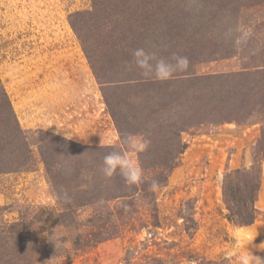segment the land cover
<instances>
[{
	"label": "rangeland",
	"instance_id": "obj_1",
	"mask_svg": "<svg viewBox=\"0 0 264 264\" xmlns=\"http://www.w3.org/2000/svg\"><path fill=\"white\" fill-rule=\"evenodd\" d=\"M99 1L0 0V94L30 151L20 157L2 149L7 141L0 118V163L29 162L0 173V264H238L231 255L238 231L255 236L239 251L264 257V72L251 71L246 80L237 76L244 66L264 65V0ZM76 14L91 63L70 25ZM138 47L165 59L187 56L189 74L211 77L197 88L212 85L221 94L190 110L179 98L189 85L184 79L161 82L168 93L153 100L102 86L140 74L134 64L125 67ZM191 120L202 125L180 131ZM128 133L151 141L139 156L147 180L126 211L134 210L133 219L106 223L96 207L65 210L67 201L55 195L40 149L70 142L124 152ZM177 144L185 148L161 185L162 164L177 155ZM256 163L262 174L258 218L251 226H233L226 220L223 176ZM152 179L160 183L156 192L149 188ZM80 181L92 184L86 174ZM95 184L104 185L102 179ZM117 205L114 217L125 216ZM95 234L106 238L95 244ZM57 239L64 243L55 246Z\"/></svg>",
	"mask_w": 264,
	"mask_h": 264
},
{
	"label": "trees",
	"instance_id": "obj_2",
	"mask_svg": "<svg viewBox=\"0 0 264 264\" xmlns=\"http://www.w3.org/2000/svg\"><path fill=\"white\" fill-rule=\"evenodd\" d=\"M92 2L94 6L100 5L99 0H92ZM79 16L81 17L79 14L70 16V25L82 43L84 52L91 63V58L85 47L87 38L85 34L82 33L83 26H79L76 22V18ZM224 55L228 58L229 54L226 52ZM225 56L224 58H226ZM93 69L97 79L101 80V74H99L94 67ZM251 71L262 73L264 72V65L260 68L259 66H244L240 72H238L237 76L238 78H241V80H246ZM178 79H184L189 84L185 90L183 89L184 91H180L181 94H179V98H183L182 100L187 103L186 106L189 105L187 108L190 110H193V105H200V107H202L209 104L215 100L218 94H221V91L213 92L212 85H203L204 87L197 88V82H207L211 80V77L204 76L195 78L192 74H189L186 71L174 74V77L171 80ZM161 82L164 81L146 79L142 77L141 74H138L137 76L131 74V76H126L118 82L105 81L101 84L102 86H112L115 90L129 91V95L132 98L153 100L154 98L161 97V95L168 93V85L166 83L161 84ZM176 92L175 89L172 90L171 93H169L170 97H174ZM103 93L104 98L106 99V104L112 117H114L113 106L111 105L109 98L106 97L107 95L104 91ZM0 95V118H2L1 124L6 127V134L4 136L7 141L5 144L6 147H2V149L8 148L10 149V154H17L20 157H25L26 154L24 152L27 151L30 153V151L23 132L15 120V116L7 97L3 92ZM201 125L202 122L200 120H191L184 123L180 131L196 128ZM260 145L264 147V144ZM177 146L179 147L177 155L175 157H169L162 164V170L159 173L161 185L166 183L168 174L177 166L178 157L182 154L185 148L184 144H177ZM260 149L261 148H259L258 151H261ZM113 150H118V148L84 147L70 142H66L65 144H46V150L43 151L40 149L39 154L45 165L47 175L55 188V195L61 200L63 197V190H67L71 197V200L66 203L65 210H68V212H74L81 207H96V211H98V213H96L98 214V219H105L104 222L106 223L113 218L115 222L122 221V219H133L132 215L135 213L134 210L131 212L125 211V214H123L125 216L120 215L119 218L114 217L113 211L116 206H118L117 204L122 205L126 203L129 207H132L134 200H136L135 197L140 193L138 185H126L123 177L119 174L114 175L111 179H106L100 171L103 157ZM80 159H83L84 161L87 160V162H84V165L81 166L79 164ZM25 161L27 162L25 163ZM28 164V159H24L22 162L11 161L9 163H0V173L16 172L21 168H25ZM85 174L86 177L88 176V179L92 180V186L89 185V181H80V178ZM261 175V168L257 163L250 168L236 169L224 174L221 186L222 200L227 210L226 220L233 226L247 227L254 224L257 220L259 212L256 209L255 203L261 186ZM99 179H102V182L104 183L102 189L95 184V181H99ZM147 197L151 199V203L150 200L149 203L152 204L149 209L151 213L150 217L155 219L154 194L151 192ZM101 201L103 203H101ZM97 205H102V210H98ZM94 237L96 240L95 244L102 242L106 238H103L100 234H95ZM109 237H112V235ZM146 264L164 263L157 259H151V261Z\"/></svg>",
	"mask_w": 264,
	"mask_h": 264
},
{
	"label": "clouds",
	"instance_id": "obj_3",
	"mask_svg": "<svg viewBox=\"0 0 264 264\" xmlns=\"http://www.w3.org/2000/svg\"><path fill=\"white\" fill-rule=\"evenodd\" d=\"M239 42L238 40L237 43ZM131 57V61L125 62L126 68L130 64H134L140 70L142 77L157 81L171 80L174 74L186 72L190 65V60L185 55L174 53L170 59H165L158 56L156 52L148 51L144 47L132 50ZM108 142L111 143L112 140ZM122 143L126 145V151L113 150L103 157L100 169L102 175L106 179H111L114 175L119 174L128 186L146 182L147 177H145L144 170L139 163V156L148 150L151 141L144 134L128 133L123 136ZM149 188L153 192L159 190V181L152 179ZM63 197L66 201L71 200L67 190H63ZM101 203L103 202L101 201ZM121 207L125 211L129 210V206L126 203L122 204ZM254 237L243 231H238L235 234L236 246L231 255L236 256L238 264H264V257L254 255L250 250L239 251L246 241L252 242ZM53 242L55 246L57 243H64L59 239Z\"/></svg>",
	"mask_w": 264,
	"mask_h": 264
}]
</instances>
